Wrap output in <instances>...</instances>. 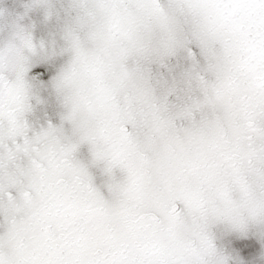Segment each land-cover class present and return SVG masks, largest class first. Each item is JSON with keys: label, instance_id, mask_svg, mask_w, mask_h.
Masks as SVG:
<instances>
[{"label": "clouds", "instance_id": "obj_1", "mask_svg": "<svg viewBox=\"0 0 264 264\" xmlns=\"http://www.w3.org/2000/svg\"><path fill=\"white\" fill-rule=\"evenodd\" d=\"M0 264H264V0H0Z\"/></svg>", "mask_w": 264, "mask_h": 264}]
</instances>
